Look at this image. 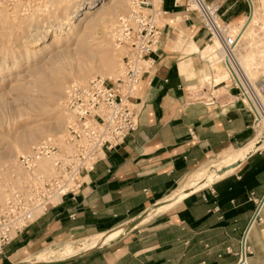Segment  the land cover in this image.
I'll use <instances>...</instances> for the list:
<instances>
[{"label": "crops", "instance_id": "0c3cea01", "mask_svg": "<svg viewBox=\"0 0 264 264\" xmlns=\"http://www.w3.org/2000/svg\"><path fill=\"white\" fill-rule=\"evenodd\" d=\"M207 1L219 7L225 24L238 25L252 7L250 0ZM184 3L164 0L160 48L136 100L138 129L101 155L75 196L50 206L6 246L0 264L118 228L142 214L148 220L141 226L61 264H264V148L233 173L189 194L175 210L148 216L209 157L254 137L253 113L234 90V100L225 103L187 100L186 88L196 86L207 68L199 53L215 41L208 45V31ZM219 82L215 93L223 89Z\"/></svg>", "mask_w": 264, "mask_h": 264}, {"label": "rangeland", "instance_id": "374dc122", "mask_svg": "<svg viewBox=\"0 0 264 264\" xmlns=\"http://www.w3.org/2000/svg\"><path fill=\"white\" fill-rule=\"evenodd\" d=\"M250 1L252 7L248 16L238 25L227 24V29L230 34L239 37L237 59L243 57L244 61L246 60L249 75L253 79H258L264 72V0ZM76 2V0H19L17 2L0 0V205L11 190L24 187L29 178L28 173L18 164V157L47 137L53 136L60 141L63 140L69 118L65 108L68 86L86 83L96 76L115 79L121 74L124 49L116 45L115 31L118 27L119 17L129 9L130 0L108 1L101 10L88 17L92 18L97 15L99 17L92 28L87 30L85 28L86 23H83L84 26L81 24L73 32H68L70 36L68 34L66 36L65 29H63L65 32L59 33V31L62 26L64 27L62 23L66 21L67 13L70 12L72 5ZM46 29H54L52 34L55 36V41L53 40L52 43L50 41L53 38L49 41L46 33L44 37V32L41 33ZM76 30L77 32L72 34ZM55 33L57 34L55 35ZM62 37L67 38V40H63ZM212 46L213 48H211ZM202 51L199 55L206 62L207 68L202 78L196 82V86L186 88L187 100L208 104H212L216 100L221 103L233 101L234 98L230 96L229 89L225 87V83L228 85L229 69L220 44L213 42L203 53ZM250 51L252 52L251 55ZM26 52L28 53L27 56L25 55ZM104 54L114 61L112 73L100 72L94 64L95 60ZM90 60L94 62V65ZM3 63L6 65L4 66ZM45 69L48 71L44 72ZM85 71H90L87 78L76 82L75 80L80 76V73L84 74ZM226 75L228 76L225 79ZM47 77L64 78L56 100L59 104L53 102L52 99V95L58 92L56 85L49 82ZM223 79L225 82L217 87H223V89L220 93H215L213 91L216 89L214 85ZM42 84L43 88L41 87ZM56 106L60 108L57 109ZM252 110L255 115V135L256 127L260 124L258 123L257 112L253 108ZM56 121L61 122L57 131L46 129L43 137L31 142L22 141L24 139L21 136L24 131L42 129ZM214 156L215 154L203 162L192 173L187 182L179 185L176 189L189 184L198 176L204 164ZM39 167L50 172L52 162L50 159H42ZM142 215L128 229L124 230L123 234L141 226L140 222L148 220L145 214ZM93 235L62 244L47 245L33 253L27 252L15 262L34 260L36 257L46 255L48 260L51 258L63 259L55 262L61 263L67 260L62 256V250L83 245ZM86 253L88 251L84 252V254Z\"/></svg>", "mask_w": 264, "mask_h": 264}, {"label": "built area", "instance_id": "2783aa9c", "mask_svg": "<svg viewBox=\"0 0 264 264\" xmlns=\"http://www.w3.org/2000/svg\"><path fill=\"white\" fill-rule=\"evenodd\" d=\"M163 3L130 0L115 31V43L124 49L121 74L115 79L96 76L68 86L65 108L69 118L63 140L47 137L18 157L29 178L24 187L11 190L0 205V255L50 206L60 204L68 195L75 196L84 174L94 168L101 155L122 145L138 129L140 107L136 100L153 55L160 48V18L166 14ZM184 7L197 14L210 42L220 41L229 69L225 87L263 118L264 72L253 79L240 66L236 57L239 37L230 34L228 25L221 21L219 7L207 0H185ZM42 159L51 160L50 172L40 169Z\"/></svg>", "mask_w": 264, "mask_h": 264}, {"label": "bare ground", "instance_id": "6f19581e", "mask_svg": "<svg viewBox=\"0 0 264 264\" xmlns=\"http://www.w3.org/2000/svg\"><path fill=\"white\" fill-rule=\"evenodd\" d=\"M76 1L77 2L72 5L70 12L67 13V16H66L67 18L65 19L66 21H63V23H62L64 25V27L62 26L60 28V31H59V33H60L63 31V29H65L67 33L65 31H63V32H65L66 36H68V35L70 36V33L73 32V30H75L77 27H79L83 23L84 24L86 23L85 28L87 30L92 28L96 24V22L98 21L99 17H98V15L95 17H92V18H88V17L91 14L95 13L96 11L101 10L103 8V6L110 0H76ZM253 23H254V21H253ZM84 24L82 26H84ZM255 24H256V20H255ZM232 27H234V26H232ZM53 30L54 29H46L45 31L41 30L42 31L41 33L44 32L43 37H44V34L46 33V35L48 36V38H47L48 40L53 38L51 41L49 40L50 43H52L53 40L55 41V38H54L55 36L52 34V32L54 33ZM56 32H57V30H56ZM68 32H70V33L68 34ZM75 32H77V30L74 31V33H72V34H75ZM56 34L57 33H55V35ZM62 34H64V33H62ZM78 35H77V37H78ZM57 39H58V37H57ZM65 39L67 40V38H65ZM65 39L63 38V40H65ZM25 41H27V40H25ZM214 41L218 42L221 46L220 41H218L216 39ZM38 43H40V42H38ZM40 45L41 44H39V46ZM251 51H250V55L252 53ZM27 54L28 53L26 52L25 55L27 56ZM9 55H10V52H9ZM33 56H31V57H33ZM90 61L92 62V60H90ZM237 61L240 64V66L246 71V73L249 74V72H248L249 69H248L246 62H245L246 60L244 61L243 57H241V58L239 57L237 59ZM93 63L94 62H92V64ZM94 64L97 66V68L100 70V72H103L106 74L112 73L114 70L113 59L111 57H109L108 55H105V54L103 56H101L98 60L96 59ZM3 65H4V63H3ZM46 71H48V70L45 69L44 72H46ZM82 73H80L79 77L76 75L78 77L77 78L78 80L77 79L75 80L76 82L80 81V80L83 81V79L87 78V75L90 74V71L89 72L85 71L84 74H82ZM227 76L228 75L225 76V79L227 78ZM223 77H224V75H223ZM47 79H49V82H51L53 85H56L58 92L56 94L54 93L52 95V99H53V102L58 103L56 100L58 99V93L61 91L60 88L62 87L64 78L63 77L62 78L47 77ZM225 79L221 80L220 82H223ZM45 83H44V85H45ZM41 87L42 88L44 87L43 84L41 85ZM46 89H47V87H46ZM41 107H43V105H41ZM58 108H60V107H57V109ZM258 123L260 125L258 124L259 126L256 127V134L254 135V137L252 138V140L248 144H246L243 147H239V148L227 149V150L221 152L220 154L215 155L214 157L210 158V160H208L204 164L202 169H200L197 177H195L189 184L182 186L179 189L173 190L161 202L154 205L148 211V214H149L148 216L150 218L151 217L153 218V217L158 216L162 213L175 210L176 208L179 207V205L182 203L184 198H186L189 194L193 193L194 191L200 190L203 187L212 184L216 180L221 179V178L233 173L235 171V169L239 166V164H241L244 160H246L247 157H249L251 154H253L256 151L263 149L264 148V117L259 118ZM60 125H61V122L56 121L52 125L45 127V128H42V129L37 128V129L26 130L22 133L21 138L24 139L22 141L31 142L33 140H36L39 137H43V134L46 131V129L49 131H57L60 128ZM133 223H134V221H130V222L118 227V228L94 234L93 236L89 237L83 245H79L77 247H70V248H67L65 250H62V254H63L62 256L64 257V259H70V258H74L76 256H79L81 254H84L85 251L89 252V251H92L94 249L106 246L109 243H111L112 241L121 237V235L123 234V231L126 230ZM60 260H63V259L51 258L50 260H48V256L41 255L39 257H36V259H34V260H28V261L23 260V261L15 262L14 264H50V263L58 262Z\"/></svg>", "mask_w": 264, "mask_h": 264}, {"label": "water", "instance_id": "95a60500", "mask_svg": "<svg viewBox=\"0 0 264 264\" xmlns=\"http://www.w3.org/2000/svg\"><path fill=\"white\" fill-rule=\"evenodd\" d=\"M62 263V262H61ZM61 263H50V264H61Z\"/></svg>", "mask_w": 264, "mask_h": 264}]
</instances>
